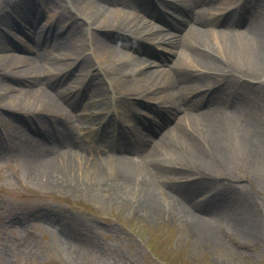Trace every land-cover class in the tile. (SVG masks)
<instances>
[{
  "label": "bare ground",
  "instance_id": "obj_1",
  "mask_svg": "<svg viewBox=\"0 0 264 264\" xmlns=\"http://www.w3.org/2000/svg\"><path fill=\"white\" fill-rule=\"evenodd\" d=\"M80 1L79 10V0H3L0 6V109L14 121L6 147L21 169L43 185L82 190L94 176L114 179V186L105 183L122 188L114 195L133 190L142 202H161L197 226L231 221L234 229L255 233L242 191L232 198L233 219L228 213L223 220L214 207L226 206L222 179L234 180L226 170L233 161L264 175V129L248 131L257 123L240 115L264 94V0H158L159 9L153 0ZM49 21L55 34L46 36ZM24 27L38 33L29 42L11 38ZM7 37L9 53L1 44ZM141 52L156 62L144 65ZM135 97L152 100L145 132L118 116L121 104L136 112L145 103ZM100 122L104 129L120 125L139 144L117 156L98 151L87 143L86 129ZM108 135L116 143L113 131ZM98 161L109 163V176L93 166ZM215 178L220 181L211 185Z\"/></svg>",
  "mask_w": 264,
  "mask_h": 264
},
{
  "label": "rangeland",
  "instance_id": "obj_2",
  "mask_svg": "<svg viewBox=\"0 0 264 264\" xmlns=\"http://www.w3.org/2000/svg\"><path fill=\"white\" fill-rule=\"evenodd\" d=\"M2 2L0 0V6ZM84 4L79 0L77 10ZM155 6L158 8L161 3L155 0ZM46 18L44 15L39 18L38 25L42 26ZM146 19L150 23L153 20L150 16H146ZM17 22L25 25L21 17ZM243 25L249 28L248 22L245 21ZM11 34L23 39L16 30H12ZM140 55L147 58L144 65L156 62L144 52ZM108 75L111 81L118 80L117 74ZM104 83L107 85L111 82L106 79ZM72 98L78 101L77 106L81 105L80 97L78 100L72 95ZM134 99L145 103L137 105L136 112L134 107L121 104L118 113L120 119L128 124L138 119L141 122L150 121L153 116L152 101L140 97ZM138 108L147 117L138 114ZM6 115L1 108L0 138L4 143L0 142V264H264V175L257 177L250 167L233 161L226 170L234 180L227 183L225 177L222 179V197L226 201L223 205L226 206L223 209L219 204L214 207L223 220H226L228 213L233 219L230 210L234 201L232 198L237 191H242L253 217L255 233L246 234L239 227L234 229L231 221L218 225L208 219L197 226V221L180 218L179 214L161 202L151 206L142 202L140 195L133 190L123 196L114 195L122 188L111 190L110 184L114 186L118 181L110 177L107 179H111V182H108L94 176L92 183L83 190L71 187V183L66 182L68 186L64 183L43 185L32 180L12 156L10 147H6L9 145L6 142L9 138L6 130L10 126L8 121H13L8 115L3 117ZM240 115L241 118L247 117L249 124L257 123L251 125L248 131L252 132L258 127L264 129V94L253 107ZM87 123L90 124L86 122L84 126ZM104 126L100 122L98 129L97 125L93 126L95 129H86L89 130L87 143L98 151L113 153L114 156L118 155L121 147L131 145V138L124 129L117 130L112 125L104 129ZM139 126H142L141 123ZM142 127L145 128L144 124ZM113 129L118 133L116 143L108 135ZM32 131L37 135L38 131ZM138 144L134 143L136 146ZM96 163H92L93 166H99L107 176L110 175L108 162ZM176 175L172 177L174 181H177ZM216 180L220 181L218 178L210 180L211 185ZM105 183L110 184L107 187ZM160 184V181H156V189L160 188ZM201 189L196 193L198 198L205 194ZM155 196H159L158 192H155Z\"/></svg>",
  "mask_w": 264,
  "mask_h": 264
}]
</instances>
